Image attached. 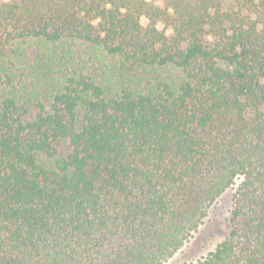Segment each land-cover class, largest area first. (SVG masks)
<instances>
[{"label": "trees", "instance_id": "16d2710c", "mask_svg": "<svg viewBox=\"0 0 264 264\" xmlns=\"http://www.w3.org/2000/svg\"><path fill=\"white\" fill-rule=\"evenodd\" d=\"M238 181L189 264H264V0H0V264H165Z\"/></svg>", "mask_w": 264, "mask_h": 264}, {"label": "rangeland", "instance_id": "374dc122", "mask_svg": "<svg viewBox=\"0 0 264 264\" xmlns=\"http://www.w3.org/2000/svg\"><path fill=\"white\" fill-rule=\"evenodd\" d=\"M142 23L147 25L148 20L143 18ZM158 28L166 31L168 35L171 33L170 30L165 29L162 23H159ZM239 182L216 201L199 232L165 264H189L196 262L200 258L207 256L209 252L213 251L227 237L231 230L232 197Z\"/></svg>", "mask_w": 264, "mask_h": 264}]
</instances>
